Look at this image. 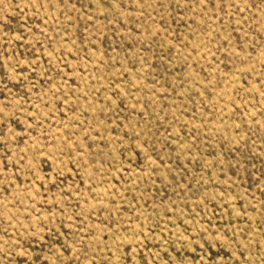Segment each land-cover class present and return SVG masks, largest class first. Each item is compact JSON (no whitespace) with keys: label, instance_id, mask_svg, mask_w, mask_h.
<instances>
[{"label":"rangeland","instance_id":"rangeland-1","mask_svg":"<svg viewBox=\"0 0 264 264\" xmlns=\"http://www.w3.org/2000/svg\"><path fill=\"white\" fill-rule=\"evenodd\" d=\"M0 264H264V0H0Z\"/></svg>","mask_w":264,"mask_h":264}]
</instances>
